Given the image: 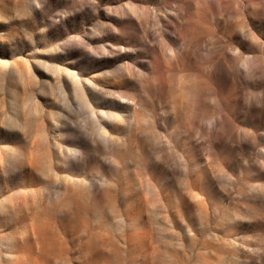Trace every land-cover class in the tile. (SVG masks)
I'll return each mask as SVG.
<instances>
[{
	"label": "rangeland",
	"instance_id": "rangeland-1",
	"mask_svg": "<svg viewBox=\"0 0 264 264\" xmlns=\"http://www.w3.org/2000/svg\"><path fill=\"white\" fill-rule=\"evenodd\" d=\"M0 264H264V0H0Z\"/></svg>",
	"mask_w": 264,
	"mask_h": 264
}]
</instances>
